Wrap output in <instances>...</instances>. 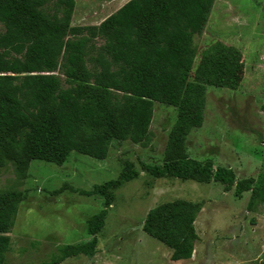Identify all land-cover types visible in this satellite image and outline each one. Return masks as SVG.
Returning <instances> with one entry per match:
<instances>
[{
    "label": "trees",
    "instance_id": "obj_1",
    "mask_svg": "<svg viewBox=\"0 0 264 264\" xmlns=\"http://www.w3.org/2000/svg\"><path fill=\"white\" fill-rule=\"evenodd\" d=\"M214 1L130 0L98 26L83 27L70 25L75 0H0V170L13 163L24 173L34 160L61 166L71 152L102 161L112 141L145 148L153 105L160 103L177 116L162 164L144 167L152 177L218 183L236 197L250 192L249 209L264 203V179L237 180L230 169L186 152L189 134L203 125L207 87L233 91L243 80L240 52L220 44L193 68V40ZM97 39L103 41L99 47ZM133 167L124 162L116 180L89 191L68 187L101 198L103 208L87 222L91 240L64 246L60 259L49 264L93 257L113 191L138 177ZM22 201L16 193L0 194V264ZM198 210L180 200L161 204L147 213L142 231L171 251V261L189 260Z\"/></svg>",
    "mask_w": 264,
    "mask_h": 264
},
{
    "label": "rangeland",
    "instance_id": "obj_2",
    "mask_svg": "<svg viewBox=\"0 0 264 264\" xmlns=\"http://www.w3.org/2000/svg\"><path fill=\"white\" fill-rule=\"evenodd\" d=\"M129 1L75 0L70 25L98 26ZM94 43L99 47L103 41ZM217 44L240 52L243 80L233 91L207 87L203 125L189 134L186 152L194 160L230 169L237 180L258 183L264 179V0H215L202 33L193 40V68ZM176 116L175 108L154 103L151 141L145 148L112 141L102 161L71 152L61 166L34 160L24 173L13 163L1 169L0 194L23 198L4 264H49L60 259L64 246L90 241L87 222L102 210L103 201L68 187L89 191L116 180L124 162L133 164L138 177L113 191L95 254L60 264H264V203L258 200L249 209L250 192L236 197L218 183L158 179L144 169L162 164ZM63 186L62 193L52 194ZM177 200L199 210L192 257L173 262L171 251L143 233L142 226L151 209Z\"/></svg>",
    "mask_w": 264,
    "mask_h": 264
}]
</instances>
